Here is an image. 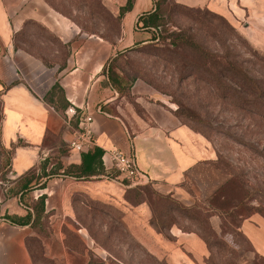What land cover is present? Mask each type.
Returning a JSON list of instances; mask_svg holds the SVG:
<instances>
[{
    "label": "crops",
    "instance_id": "1",
    "mask_svg": "<svg viewBox=\"0 0 264 264\" xmlns=\"http://www.w3.org/2000/svg\"><path fill=\"white\" fill-rule=\"evenodd\" d=\"M130 1L125 9L128 0H0L1 143L12 150V172L21 178L65 143L68 150L58 154V172L43 181H50L49 177H53L51 181H74L89 196L111 181L106 175L86 179L61 174L66 167L81 163L80 152L71 150L68 143L87 105L94 146L101 148L103 155L113 148L133 154L139 168L149 175V185L182 204L206 200L229 176L218 171V153L203 134L172 114L148 117L110 112L118 95L105 81V65L118 52L150 42L155 33L142 27L139 17L155 11L157 0ZM173 1L222 16L251 45L264 51V0ZM96 4L118 20L119 33L111 39L101 34L103 20ZM80 14L82 19H78ZM32 28H39L44 36L31 33ZM56 82L62 88V99L51 96L48 101L46 95ZM67 106L77 113L67 115ZM103 155L105 169H112L108 155ZM42 193L46 194V211L53 210L55 206H49L53 193ZM102 194L95 196L103 198ZM60 196L67 212V196ZM120 197L115 195L114 200ZM5 213L0 198V264H34L25 242L30 228L10 223L3 217ZM25 213L24 208L16 212ZM122 214L130 234L167 264H203L209 253L198 233L177 223L166 233L159 232L150 223L152 208L146 201L125 205ZM242 230L264 256V221L254 217L243 223Z\"/></svg>",
    "mask_w": 264,
    "mask_h": 264
},
{
    "label": "rangeland",
    "instance_id": "2",
    "mask_svg": "<svg viewBox=\"0 0 264 264\" xmlns=\"http://www.w3.org/2000/svg\"><path fill=\"white\" fill-rule=\"evenodd\" d=\"M86 10L88 13L89 8ZM161 15L164 24L159 34L173 33L181 44L174 46L162 41L137 44L108 62L104 67L105 81L108 83L109 74L118 95L110 112L148 117L172 114L214 145L218 171L229 179L206 200L183 204L184 210L168 206L149 184L127 187L112 180L109 176L117 175L114 169L107 170L109 176H106L111 181L89 192L92 194L89 196L74 181H51L53 177L43 181L44 177L56 174L52 172L61 164L58 154L68 150L65 143L58 146L56 154L45 156L39 163L44 170L28 171L15 178L12 150L5 148L0 138V198L6 207L5 214L15 215L20 208L34 213L39 206L36 200L40 195L45 196L43 212L26 225L30 228V234L25 237L26 247L34 264H98L100 261L99 264H167L146 250L124 222V206L145 201L155 211L159 223L175 220L184 230L195 231L207 240L209 253L203 264H264V256L255 250L242 230L243 223L254 217L264 221V105L241 108L238 99L223 96L220 87L205 80L211 67L208 61L201 63L198 54L204 48L217 54V60L222 63L221 57L228 53L263 85L264 62L246 50L239 36L245 37L238 30L206 10L180 8L166 1ZM100 16L101 34L113 38L115 21L105 10ZM86 28L99 30L94 26ZM31 33L44 36L39 28H32ZM194 65L201 66L199 74ZM42 183L44 189L38 188ZM25 186L28 189L21 197ZM41 191L53 193L49 201V206H55L53 210L46 211V194H40ZM95 193H103V198ZM62 194L67 196V212ZM119 194V201L114 200Z\"/></svg>",
    "mask_w": 264,
    "mask_h": 264
},
{
    "label": "trees",
    "instance_id": "3",
    "mask_svg": "<svg viewBox=\"0 0 264 264\" xmlns=\"http://www.w3.org/2000/svg\"><path fill=\"white\" fill-rule=\"evenodd\" d=\"M166 1H171L174 5L180 8H185V9H191V10H198L199 8H189L182 6L180 4L175 3L173 0H157L156 1V9L155 11L142 15L139 17V20L142 21V27L146 28H151L155 31L152 40L150 41L151 43L159 44V42L162 41L164 44H173L174 46H178L181 44V41H177V35L172 34H166V35H160L159 31L161 26L164 24V20L162 19L161 15V7L163 6V3ZM131 1L128 0L127 5L125 9H128L130 7ZM97 12L99 11L101 14L102 10H105L103 7H99L98 4L95 5ZM100 8V9H99ZM90 10V9H89ZM206 10V9H202ZM106 11V10H105ZM208 11V10H206ZM209 13L213 14L216 17H219L221 19H224L222 16L217 15L215 13H212L208 11ZM106 13H108L106 11ZM109 14V13H108ZM110 15V14H109ZM111 16V15H110ZM112 17V16H111ZM103 20V19H102ZM112 20L115 21L116 24V30H115V35L119 33V24L118 20L116 18L112 17ZM233 30H237L235 27H233L226 19H224ZM173 37V38H171ZM157 38V40H155ZM241 39V42L243 46L246 48V50L255 58H257L260 61L264 62V54L256 49L253 45L250 44V42L247 41V39L242 38L239 36ZM169 39L170 41H167ZM172 40V41H171ZM148 43V42H147ZM200 48V47H199ZM122 51L118 52L115 56L110 58L108 62H111L119 53ZM199 60L201 63L203 61H208L209 66L211 67V70H208L207 75L208 77L205 79L207 82H210L213 84L215 87H220L222 89L223 96L225 97H231L238 99L241 103H239L241 108H246V109H251L252 107L256 105H264L263 100H264V85L260 84L259 81H257L255 78H253L235 58L229 57V54L221 57L223 62L220 63L217 60V57H219L217 54L210 53V51H207L206 49L202 48L201 51L199 50ZM195 69L197 70V74H199V71L201 70V66L199 65H194ZM107 71H109V68L107 67ZM108 84L112 86L114 90L117 91L116 84L113 79L108 74ZM201 78V77H200ZM223 78L227 81H224ZM216 87V88H217ZM51 96H56L57 99L61 100L62 99V88L56 82L50 91L48 95H46V100L50 101ZM68 108V106L66 107ZM0 112H1V104H0ZM2 114V113H1ZM1 125V122H0ZM0 138H1V126H0ZM81 163L79 165H70L66 167L62 172L63 174L67 176H73L77 178H89L92 176H100V175H108L109 173L105 169V166L102 161V155H103V150L97 146H91L87 150L82 151L81 153ZM61 164L56 167L54 172L52 173H57L58 169L60 168ZM216 167H217V161H216ZM38 169L44 170V166L41 167V165L37 167ZM37 168H32L28 171L36 170ZM27 171V172H28ZM57 171V172H55ZM26 174V173H25ZM48 173H44L46 176ZM51 174V173H50ZM109 176V175H108ZM35 179V178H34ZM29 185L30 182H26ZM148 185V184H146ZM38 188H44L45 183L38 184ZM145 186V185H143ZM28 189L27 186H25L21 192L20 196L22 197L24 195V192ZM159 197L163 199V201L168 202V206L170 207H176L180 208L181 210H184L186 207L183 206V204L169 195H162V194H157ZM44 195H40L38 197L37 204L39 206L34 209V213L32 211H27L25 215H11V214H4V218L9 220L11 223L24 226L28 225L31 223L32 220H35L39 218V215L41 212L44 210ZM155 211L152 210V217L150 219V223L159 231L166 233V230L173 224L177 223L175 220L169 221L167 224L166 223H159L155 217ZM205 242L207 240L203 238ZM208 243V242H207ZM99 263H102L100 261ZM98 263V264H99Z\"/></svg>",
    "mask_w": 264,
    "mask_h": 264
},
{
    "label": "built area",
    "instance_id": "4",
    "mask_svg": "<svg viewBox=\"0 0 264 264\" xmlns=\"http://www.w3.org/2000/svg\"><path fill=\"white\" fill-rule=\"evenodd\" d=\"M155 40H157V38ZM83 110L86 111V114L83 119L79 120L73 139L68 143L71 150L80 153L94 145L90 126L92 114L87 111V105L83 107ZM76 113L77 110L73 106H68L66 110L67 115H75ZM106 154L111 162V168L117 172L115 177L109 176L111 179L118 180L127 187L143 186L150 183L149 175L139 168L133 154L123 152L116 148L105 151L103 157Z\"/></svg>",
    "mask_w": 264,
    "mask_h": 264
}]
</instances>
